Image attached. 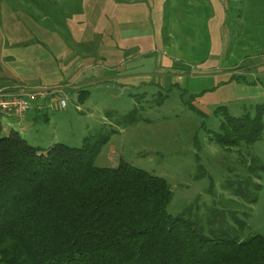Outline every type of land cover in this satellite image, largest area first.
<instances>
[{"label": "trees", "instance_id": "obj_1", "mask_svg": "<svg viewBox=\"0 0 264 264\" xmlns=\"http://www.w3.org/2000/svg\"><path fill=\"white\" fill-rule=\"evenodd\" d=\"M229 81L250 83L242 75ZM217 112L219 130L208 138L223 149L262 138L264 105ZM2 132L0 123V264H264V235L244 236L262 188L258 158L241 160L246 174L233 189L249 209L228 216L211 209L205 224L168 212L173 191L165 178L124 160L97 166L110 135L44 148L16 130Z\"/></svg>", "mask_w": 264, "mask_h": 264}, {"label": "crops", "instance_id": "obj_2", "mask_svg": "<svg viewBox=\"0 0 264 264\" xmlns=\"http://www.w3.org/2000/svg\"><path fill=\"white\" fill-rule=\"evenodd\" d=\"M226 2L83 0L82 8L70 11L66 3L45 0L39 22L27 7V29L4 4L1 39L12 51H24L14 53L15 66H0V81L59 90L60 95L32 106L27 117L33 120L48 118V102L58 103L61 96L82 103L90 88L129 91L156 76L155 84L177 88L184 101L193 95L218 98L235 82L229 81L234 75L264 86V0H242L237 16L228 13ZM65 14L70 15L58 22Z\"/></svg>", "mask_w": 264, "mask_h": 264}, {"label": "rangeland", "instance_id": "obj_3", "mask_svg": "<svg viewBox=\"0 0 264 264\" xmlns=\"http://www.w3.org/2000/svg\"><path fill=\"white\" fill-rule=\"evenodd\" d=\"M44 1L0 0V8L5 4L16 13L14 20L27 29V7H32L33 14L37 15L34 18L39 22L43 18L39 13ZM54 1L60 2L58 6L66 3L70 11L83 7V0ZM226 7L229 14L237 16L241 6L239 0H227ZM69 15H61L58 22H64ZM1 38L0 66L3 63L15 66L11 63L15 62L14 53L24 49L12 51L8 48V40ZM11 53L15 56L12 61ZM159 78L156 76L153 83L129 91L119 88L106 92L99 85L88 89L82 103L75 96L69 97L64 109H58L56 102L49 101L48 105L53 107L47 109L48 118L33 120L34 117H27L30 111L21 120L0 116L2 134L16 130L35 145L49 146L57 141L75 147L83 146L87 137L94 144L110 135L96 157V165L116 167L124 160L165 178L173 191L167 208L170 214L198 217L206 224V213L208 215L211 209L224 210L226 216L238 208L249 209L247 203L233 195V189L246 174V166L241 160L258 158L264 165V130L260 140L250 146L244 145L241 150L227 151L208 137L209 133L219 130L221 115L217 110L220 107L234 115L242 114L245 108L254 110L255 106L264 105V86L254 82H234L228 90L222 89L224 93L218 98L207 95L187 103L177 88L162 90L155 84ZM262 116L264 121V112ZM261 176L262 188L258 192V201L248 210L250 215L244 236L264 235V170Z\"/></svg>", "mask_w": 264, "mask_h": 264}, {"label": "built area", "instance_id": "obj_4", "mask_svg": "<svg viewBox=\"0 0 264 264\" xmlns=\"http://www.w3.org/2000/svg\"><path fill=\"white\" fill-rule=\"evenodd\" d=\"M60 95L59 90L51 88L34 89L27 86H12L0 81V116L23 119L34 104L50 100ZM56 102L55 100L52 101ZM60 108L67 107V98L61 96L57 103ZM50 107H53L50 105Z\"/></svg>", "mask_w": 264, "mask_h": 264}]
</instances>
